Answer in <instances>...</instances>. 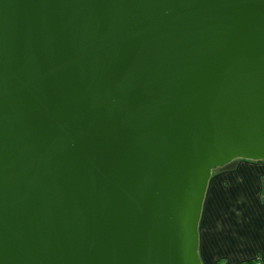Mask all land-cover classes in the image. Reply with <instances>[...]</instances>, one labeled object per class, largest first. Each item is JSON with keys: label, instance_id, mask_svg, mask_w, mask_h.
<instances>
[{"label": "water", "instance_id": "water-1", "mask_svg": "<svg viewBox=\"0 0 264 264\" xmlns=\"http://www.w3.org/2000/svg\"><path fill=\"white\" fill-rule=\"evenodd\" d=\"M238 160L264 162V0H0V264H203Z\"/></svg>", "mask_w": 264, "mask_h": 264}, {"label": "crops", "instance_id": "crops-1", "mask_svg": "<svg viewBox=\"0 0 264 264\" xmlns=\"http://www.w3.org/2000/svg\"><path fill=\"white\" fill-rule=\"evenodd\" d=\"M246 162V161H245ZM264 164L244 163L212 176L198 227L203 264H264Z\"/></svg>", "mask_w": 264, "mask_h": 264}, {"label": "rangeland", "instance_id": "rangeland-1", "mask_svg": "<svg viewBox=\"0 0 264 264\" xmlns=\"http://www.w3.org/2000/svg\"><path fill=\"white\" fill-rule=\"evenodd\" d=\"M248 162V161H246ZM244 160H238V161H235V162H232L231 164H229L228 166H226L225 168H222V169H217L215 170L213 173H212V176H216V175H219L220 173H224V172H228L230 170H232L233 168H235L237 165H240V164H244L246 163ZM248 163H252V164H264V162H261V163H254V162H248ZM212 178V177H211ZM260 183H261V192L263 193L264 195V181H261L260 180Z\"/></svg>", "mask_w": 264, "mask_h": 264}, {"label": "trees", "instance_id": "trees-1", "mask_svg": "<svg viewBox=\"0 0 264 264\" xmlns=\"http://www.w3.org/2000/svg\"><path fill=\"white\" fill-rule=\"evenodd\" d=\"M215 264H229L226 260H219ZM238 264H260L259 260H252V261H246V262H241Z\"/></svg>", "mask_w": 264, "mask_h": 264}]
</instances>
